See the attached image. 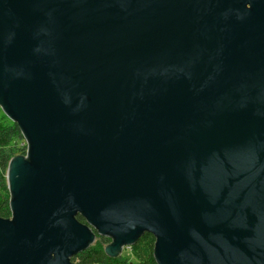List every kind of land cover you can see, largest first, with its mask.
<instances>
[{
  "label": "water",
  "instance_id": "obj_1",
  "mask_svg": "<svg viewBox=\"0 0 264 264\" xmlns=\"http://www.w3.org/2000/svg\"><path fill=\"white\" fill-rule=\"evenodd\" d=\"M0 106V264H264V0H0Z\"/></svg>",
  "mask_w": 264,
  "mask_h": 264
},
{
  "label": "trees",
  "instance_id": "obj_2",
  "mask_svg": "<svg viewBox=\"0 0 264 264\" xmlns=\"http://www.w3.org/2000/svg\"><path fill=\"white\" fill-rule=\"evenodd\" d=\"M22 138L20 128L17 123L0 124V217L4 219H12L10 210V202L13 197L7 189L6 170L12 157L25 152L24 147H19V140ZM76 219L85 224V220L80 215H76ZM107 239L108 243L111 239L108 236H99ZM156 238L150 232H141L136 237L134 244L130 247L136 255V261L131 262L126 257H111L105 253L104 248H95L88 245L76 254L70 257V261L74 264H158L155 256Z\"/></svg>",
  "mask_w": 264,
  "mask_h": 264
},
{
  "label": "rangeland",
  "instance_id": "obj_3",
  "mask_svg": "<svg viewBox=\"0 0 264 264\" xmlns=\"http://www.w3.org/2000/svg\"><path fill=\"white\" fill-rule=\"evenodd\" d=\"M12 122L13 121L9 118V116L3 111L2 107L0 106V124H10ZM19 142H20L19 147H23L22 146L23 138H21ZM24 154L25 153L23 154L16 153L14 157L24 156ZM6 179H7V170H6ZM7 189L9 190L8 183H7ZM100 238L101 237H95L94 241L91 243L92 244L91 246H94L95 248L103 249L105 246H107V244H109L107 239L100 240ZM119 256L126 257L131 262H135L137 259L135 253L131 250V248H129V246L124 247Z\"/></svg>",
  "mask_w": 264,
  "mask_h": 264
},
{
  "label": "built area",
  "instance_id": "obj_4",
  "mask_svg": "<svg viewBox=\"0 0 264 264\" xmlns=\"http://www.w3.org/2000/svg\"><path fill=\"white\" fill-rule=\"evenodd\" d=\"M22 138H23V136H22ZM22 146L24 147V150H25V154H26V152H27V142H26V140H25V138H23V144H22ZM24 154V155H25ZM130 248V247H129Z\"/></svg>",
  "mask_w": 264,
  "mask_h": 264
}]
</instances>
